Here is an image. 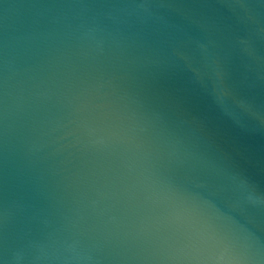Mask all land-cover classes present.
<instances>
[{"label":"water","instance_id":"1","mask_svg":"<svg viewBox=\"0 0 264 264\" xmlns=\"http://www.w3.org/2000/svg\"><path fill=\"white\" fill-rule=\"evenodd\" d=\"M0 264H264V0H0Z\"/></svg>","mask_w":264,"mask_h":264}]
</instances>
